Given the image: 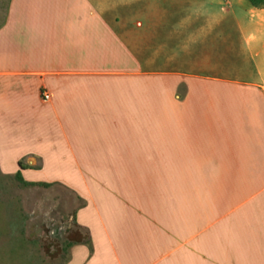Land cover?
<instances>
[{"label":"crops","instance_id":"crops-1","mask_svg":"<svg viewBox=\"0 0 264 264\" xmlns=\"http://www.w3.org/2000/svg\"><path fill=\"white\" fill-rule=\"evenodd\" d=\"M99 4L0 11V179L73 198L61 264H264V7L219 23L198 72L148 63ZM17 207L0 200V264L28 244Z\"/></svg>","mask_w":264,"mask_h":264},{"label":"rangeland","instance_id":"rangeland-1","mask_svg":"<svg viewBox=\"0 0 264 264\" xmlns=\"http://www.w3.org/2000/svg\"><path fill=\"white\" fill-rule=\"evenodd\" d=\"M7 2L0 0V11L5 9ZM98 2L106 8L108 17L124 25L129 44L146 51L148 63L151 61L152 64L156 52L159 61L173 56L176 62L172 66L187 71L201 72L204 55L215 54L214 34L219 23H231V15H236L242 25H252L257 20L255 14L246 10L247 0ZM208 66L204 72L217 70L212 63ZM24 179L51 184L57 176L34 174L29 179L24 176ZM0 200L18 204V214L23 216L22 229L28 244L19 255V264H61L65 256L64 242L74 233L72 213L75 204L70 194L61 193L56 186H16L14 179L4 178L0 179Z\"/></svg>","mask_w":264,"mask_h":264},{"label":"trees","instance_id":"trees-1","mask_svg":"<svg viewBox=\"0 0 264 264\" xmlns=\"http://www.w3.org/2000/svg\"><path fill=\"white\" fill-rule=\"evenodd\" d=\"M249 5L252 6V7H256V8H263L264 7V0H247ZM19 167L20 168H24L25 166L22 165L20 162H19ZM14 179L18 182L19 185L23 186V187H27V186H35V185H38V186H44V187H47L49 186L50 184L48 183H43V182H30V181H26L22 175H21V172L20 171H17L14 175ZM83 237L82 235L79 233V232H75L73 234H71V237L67 240H65L64 242V247H63V250L66 254L68 248L73 244V243H76V242H80L82 241Z\"/></svg>","mask_w":264,"mask_h":264},{"label":"built area","instance_id":"built-area-1","mask_svg":"<svg viewBox=\"0 0 264 264\" xmlns=\"http://www.w3.org/2000/svg\"><path fill=\"white\" fill-rule=\"evenodd\" d=\"M41 97H42V100H45V101H47L49 99V95L46 92H42Z\"/></svg>","mask_w":264,"mask_h":264}]
</instances>
